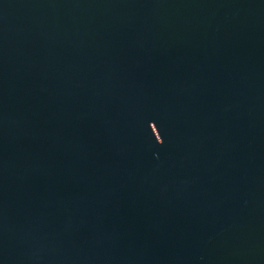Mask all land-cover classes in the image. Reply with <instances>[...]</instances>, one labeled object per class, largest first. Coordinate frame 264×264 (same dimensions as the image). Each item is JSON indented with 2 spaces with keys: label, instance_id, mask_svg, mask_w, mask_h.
<instances>
[{
  "label": "water",
  "instance_id": "water-1",
  "mask_svg": "<svg viewBox=\"0 0 264 264\" xmlns=\"http://www.w3.org/2000/svg\"><path fill=\"white\" fill-rule=\"evenodd\" d=\"M0 264H264V0H0Z\"/></svg>",
  "mask_w": 264,
  "mask_h": 264
}]
</instances>
